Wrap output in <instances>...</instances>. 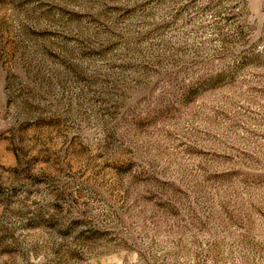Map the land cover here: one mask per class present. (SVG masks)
I'll list each match as a JSON object with an SVG mask.
<instances>
[{"label": "rangeland", "instance_id": "obj_1", "mask_svg": "<svg viewBox=\"0 0 264 264\" xmlns=\"http://www.w3.org/2000/svg\"><path fill=\"white\" fill-rule=\"evenodd\" d=\"M0 264H264V0H0Z\"/></svg>", "mask_w": 264, "mask_h": 264}]
</instances>
